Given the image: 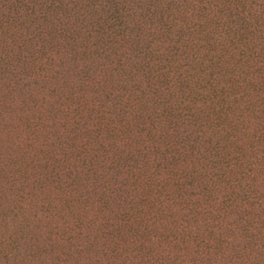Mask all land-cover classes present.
<instances>
[{
  "label": "trees",
  "instance_id": "16d2710c",
  "mask_svg": "<svg viewBox=\"0 0 264 264\" xmlns=\"http://www.w3.org/2000/svg\"><path fill=\"white\" fill-rule=\"evenodd\" d=\"M4 114L75 264H264V0H0Z\"/></svg>",
  "mask_w": 264,
  "mask_h": 264
},
{
  "label": "rangeland",
  "instance_id": "374dc122",
  "mask_svg": "<svg viewBox=\"0 0 264 264\" xmlns=\"http://www.w3.org/2000/svg\"><path fill=\"white\" fill-rule=\"evenodd\" d=\"M4 98L8 99V97ZM15 107L17 106L5 107L4 111H11ZM29 122L31 120H28ZM11 124L19 126V133L11 132L5 114L3 118H0V264H75L78 257L74 253V240L70 241L72 248L64 242L68 230L74 229V226L70 225V222L62 225L60 221V212L63 211L61 208L66 205V201L63 195L54 192L50 187H46L49 194L48 201L52 203L64 201V203H58V209H61V211L57 213L53 209L54 207L52 208L46 204L42 205V200H45V198L44 194L39 191L38 186L34 192L29 189L35 187L32 176L33 174L37 175L35 171H39V166H36L37 169H35L34 160L38 157L40 147L39 145H27L25 138L27 126L25 122L13 119ZM76 139L78 140L77 143L80 139L82 140L81 135L78 134ZM35 161L37 162V160ZM67 164L68 162H63L62 166ZM26 177L27 180L23 183L24 187L29 190L26 197L33 198V201L35 199L40 201L33 207L35 209L33 214L39 220H33L30 226L23 227L20 222L22 204L18 191L20 187V184L18 186V178L21 182ZM77 205L71 210L78 211L85 220L96 219V223L93 224L91 229V235L96 236L94 243L104 241L105 239L101 238L104 236L103 230L105 229L102 225L106 224L103 218L118 219V216L105 212L102 216L97 207L89 206L88 209H83L82 203ZM24 216L31 219L32 212L27 211ZM75 234L76 231L70 230L69 235L73 236ZM108 247L112 248V245ZM87 256L83 254L80 256L84 264H96L94 258Z\"/></svg>",
  "mask_w": 264,
  "mask_h": 264
}]
</instances>
